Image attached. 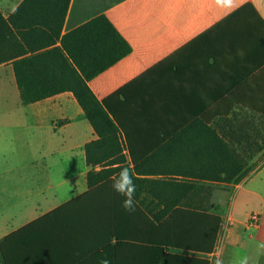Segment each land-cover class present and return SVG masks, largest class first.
Returning <instances> with one entry per match:
<instances>
[{"label":"crops","instance_id":"crops-1","mask_svg":"<svg viewBox=\"0 0 264 264\" xmlns=\"http://www.w3.org/2000/svg\"><path fill=\"white\" fill-rule=\"evenodd\" d=\"M0 15V264H264V0H0ZM99 16L131 47L87 84L136 169L133 212L89 187L97 136L73 92L25 105L16 79L24 61L33 87L64 84L65 37Z\"/></svg>","mask_w":264,"mask_h":264},{"label":"trees","instance_id":"trees-1","mask_svg":"<svg viewBox=\"0 0 264 264\" xmlns=\"http://www.w3.org/2000/svg\"><path fill=\"white\" fill-rule=\"evenodd\" d=\"M0 19H2L1 15ZM63 45L75 68H71L67 81L60 87H50V84L33 87L24 78L29 71L25 67V62L20 61L15 64L16 79L23 104L38 102L63 89L72 91L97 136L96 140L84 147L87 165L93 168L103 167L97 173L94 171L88 173L89 187L112 185L113 179L123 167L131 171L134 182H137L134 176L136 169H131L127 163L125 145L118 127L87 84L99 73L127 56L131 52L130 45L105 16L96 17L75 29L65 37ZM245 174L246 172L237 179L224 178L223 181L239 182ZM144 213L154 220L161 221L169 214V219L177 218L179 212L164 211L155 214L151 210H146ZM220 225L219 215L210 211L200 214V248L207 255L214 251ZM204 236L205 246H203ZM206 264H210L209 260Z\"/></svg>","mask_w":264,"mask_h":264},{"label":"clouds","instance_id":"clouds-1","mask_svg":"<svg viewBox=\"0 0 264 264\" xmlns=\"http://www.w3.org/2000/svg\"><path fill=\"white\" fill-rule=\"evenodd\" d=\"M221 3L227 7H231L236 4V0H221ZM113 190L124 197L122 201V207L125 211H135L136 201L135 192L136 185L132 178L131 171L127 167H123L119 174L113 179ZM264 247V245H262ZM103 264H109L108 261H104ZM216 264H223V261H217ZM241 264H247V260L241 262Z\"/></svg>","mask_w":264,"mask_h":264},{"label":"built area","instance_id":"built-area-1","mask_svg":"<svg viewBox=\"0 0 264 264\" xmlns=\"http://www.w3.org/2000/svg\"><path fill=\"white\" fill-rule=\"evenodd\" d=\"M259 215L257 214H252L249 219V224L253 226H258L259 225Z\"/></svg>","mask_w":264,"mask_h":264},{"label":"rangeland","instance_id":"rangeland-1","mask_svg":"<svg viewBox=\"0 0 264 264\" xmlns=\"http://www.w3.org/2000/svg\"><path fill=\"white\" fill-rule=\"evenodd\" d=\"M100 169L103 168L102 166H98Z\"/></svg>","mask_w":264,"mask_h":264}]
</instances>
